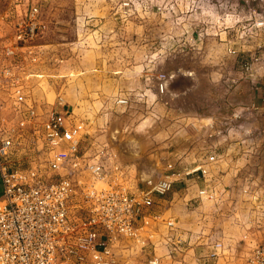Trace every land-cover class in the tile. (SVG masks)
I'll return each instance as SVG.
<instances>
[{
    "label": "rangeland",
    "instance_id": "374dc122",
    "mask_svg": "<svg viewBox=\"0 0 264 264\" xmlns=\"http://www.w3.org/2000/svg\"><path fill=\"white\" fill-rule=\"evenodd\" d=\"M34 1L47 23L42 61L29 68L43 76L31 78L35 99L92 122L90 137L109 144L131 186L172 166L181 177L161 215L189 229L199 211L186 193L206 183L185 170L218 160L220 175L232 173L225 185L264 206V0ZM23 134L14 160L27 167L39 151ZM132 256L120 264L144 263Z\"/></svg>",
    "mask_w": 264,
    "mask_h": 264
},
{
    "label": "built area",
    "instance_id": "2783aa9c",
    "mask_svg": "<svg viewBox=\"0 0 264 264\" xmlns=\"http://www.w3.org/2000/svg\"><path fill=\"white\" fill-rule=\"evenodd\" d=\"M46 31L41 2L11 0L0 13V264H120L128 254L143 264H169L191 244V230L159 213L160 199L181 175L171 166L169 174L131 186L109 144L90 137L92 122L77 119L62 101V110L47 112L38 104L30 81L43 76L29 68L42 61L38 40ZM25 131L39 151L27 167L14 160ZM216 163L185 170L206 183L192 195L188 189V206L219 202L209 168ZM251 199L262 216L247 224L253 236L240 264H264V206L255 194ZM208 248L212 259L226 255L222 242Z\"/></svg>",
    "mask_w": 264,
    "mask_h": 264
},
{
    "label": "crops",
    "instance_id": "0c3cea01",
    "mask_svg": "<svg viewBox=\"0 0 264 264\" xmlns=\"http://www.w3.org/2000/svg\"><path fill=\"white\" fill-rule=\"evenodd\" d=\"M220 163L221 161L218 160V164H215L216 174L221 178L217 185L219 202L195 201L197 205H195V211L192 214L197 215L199 213V217H197L196 222L189 224L188 230L192 232L190 233L191 244L186 245L187 247L182 252L174 253V260L169 264H240L244 253L248 251L253 235L248 234L247 229L250 225L247 224L262 214L257 215L253 212L256 207L253 206L252 202L241 200L244 198L243 192L246 193L250 188L240 187V184L225 185L232 173H227L226 176L220 175L218 166ZM214 242H222L225 245L227 248L226 255L217 259L209 257L208 247L211 244L214 245ZM158 251L165 254L163 247ZM141 259L143 258L141 257Z\"/></svg>",
    "mask_w": 264,
    "mask_h": 264
}]
</instances>
